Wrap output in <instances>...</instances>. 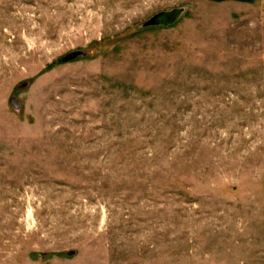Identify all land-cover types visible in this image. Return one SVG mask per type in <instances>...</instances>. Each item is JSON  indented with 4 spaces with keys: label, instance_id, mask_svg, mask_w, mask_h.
Instances as JSON below:
<instances>
[{
    "label": "rangeland",
    "instance_id": "1",
    "mask_svg": "<svg viewBox=\"0 0 264 264\" xmlns=\"http://www.w3.org/2000/svg\"><path fill=\"white\" fill-rule=\"evenodd\" d=\"M0 264H264V0H0Z\"/></svg>",
    "mask_w": 264,
    "mask_h": 264
},
{
    "label": "water",
    "instance_id": "2",
    "mask_svg": "<svg viewBox=\"0 0 264 264\" xmlns=\"http://www.w3.org/2000/svg\"><path fill=\"white\" fill-rule=\"evenodd\" d=\"M184 10L183 9H173L168 12H160L154 15L148 22L145 23V27H151L154 25H162L169 26L170 24L176 23L180 17L182 16ZM86 52L83 51H72L70 54L61 58V62L70 63L71 61L77 60L80 57H85ZM11 104L17 109L20 108V105L17 103L16 98L11 99Z\"/></svg>",
    "mask_w": 264,
    "mask_h": 264
}]
</instances>
